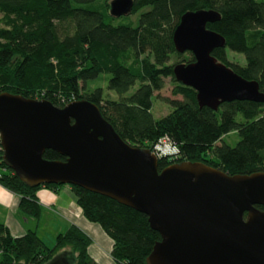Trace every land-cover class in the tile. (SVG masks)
I'll return each mask as SVG.
<instances>
[{
  "label": "trees",
  "instance_id": "obj_1",
  "mask_svg": "<svg viewBox=\"0 0 264 264\" xmlns=\"http://www.w3.org/2000/svg\"><path fill=\"white\" fill-rule=\"evenodd\" d=\"M108 0H0V91L45 99L61 106L86 99L125 142L149 150L162 136L175 147L173 155L157 157L156 168L181 160L201 161L227 174L264 170V101L230 100L215 110L198 107L192 88L176 82L168 57L173 54L171 31L185 10L211 8L219 14L205 27L220 34L222 47L210 54L243 78L254 79L264 93V0H132L123 22L107 13ZM121 17V16H118ZM239 53L243 63L229 60ZM187 52L178 62H189ZM177 63V62H175ZM174 64V63H173ZM107 73L105 87L115 99L103 98L101 87L89 86ZM172 83L163 98L171 109L154 118L149 109L163 79ZM136 83L132 92L124 94ZM234 132L233 145L223 136ZM45 159H63L44 149ZM0 186L18 196L17 208L37 217L40 208L29 187L0 160ZM83 218L99 226L110 240L115 264H145L144 256L156 231L145 215L106 196L68 185ZM264 210L263 205H255ZM89 237L74 225L53 235L46 246L34 230L12 236L0 223V264H43L62 251L71 264H96L87 252ZM68 245L74 256L58 250Z\"/></svg>",
  "mask_w": 264,
  "mask_h": 264
},
{
  "label": "water",
  "instance_id": "obj_2",
  "mask_svg": "<svg viewBox=\"0 0 264 264\" xmlns=\"http://www.w3.org/2000/svg\"><path fill=\"white\" fill-rule=\"evenodd\" d=\"M132 0H108L111 17L130 12ZM219 14L185 10L171 31L177 53L192 60L171 65L173 79L194 91L198 107L261 103L256 80L246 79L210 51L224 40L205 27ZM51 149L63 159H45ZM0 160L25 185H75L145 215L156 231L145 264H264V170L226 172L181 160L159 170L148 148L122 140L86 99L56 106L45 99L0 91ZM12 264H22L14 262ZM43 264H71L59 251Z\"/></svg>",
  "mask_w": 264,
  "mask_h": 264
},
{
  "label": "crops",
  "instance_id": "obj_3",
  "mask_svg": "<svg viewBox=\"0 0 264 264\" xmlns=\"http://www.w3.org/2000/svg\"><path fill=\"white\" fill-rule=\"evenodd\" d=\"M34 194L40 208L37 217L22 213L17 208L18 196L0 186V223L7 228L10 235H21L27 229H32L36 233L40 220L50 224L49 229L53 239V235L57 231H63L67 226L74 225L90 238L87 252L96 264H101L99 259L105 254L109 256L110 240L103 239L97 233L93 223L83 218L68 185L64 184L53 190L41 187L36 189ZM90 232L95 233V237L90 235ZM92 238H98V241L94 239L95 241L92 242ZM91 245H95L96 248ZM109 259L111 258L109 257ZM107 264L109 263L107 262Z\"/></svg>",
  "mask_w": 264,
  "mask_h": 264
},
{
  "label": "rangeland",
  "instance_id": "obj_4",
  "mask_svg": "<svg viewBox=\"0 0 264 264\" xmlns=\"http://www.w3.org/2000/svg\"><path fill=\"white\" fill-rule=\"evenodd\" d=\"M138 11H136L133 14H126L125 15L126 16L125 21H131V22L135 21V18H136V15H137ZM117 21L123 22L124 19L122 18V16L121 17H117V18L114 19L113 22L116 23ZM186 54H187V51L182 52V53H178L179 56H175V55L171 54L168 57L167 63L168 64H173L175 62H178V61H180L181 56L185 57ZM228 55H229V57H228L229 60L238 61L240 64L243 63V59H242L241 54L233 53V56H231V57H230V55H232V54L228 53ZM107 76H108L107 73L99 74L98 75L99 78L97 80L92 81L91 83H89V86L91 87V86H94V85H98V86L101 87V91H102L101 93H102V97L103 98L115 99L117 97V95L113 91L108 90L105 87V82H106V77ZM135 86H136V83H134L127 90V92L124 93V94H128V93L132 92L133 89L135 88ZM171 87H172V83L169 81V78L166 77V78L163 79V85H162L161 89L159 91H157V92H154L155 96L151 98V106H150V109H149L151 115L154 118H157V117H160L161 115L166 114L171 109L170 105L168 103H166L163 100V98H179L180 97L179 95H172L170 93ZM236 140H237V135L234 132H230V133H228V134L223 136V141L226 144H228V145H233ZM61 185H64V184H58L57 187L61 186ZM57 187H55V188H57ZM39 188H41V187H39ZM42 188H46V187H42ZM46 189H50V188H46ZM50 190H53V189H50ZM49 226H50L49 223H44L43 221L41 222L39 220L37 228H36L37 236H39L41 241L46 246H50L53 243V239L51 238ZM93 226L97 229V233L100 236H102L103 239L105 238V240L107 241L106 235L102 232V230L99 228V226L97 224H95V223H93ZM88 231H90V229H88ZM90 235L95 237V233H93V232H90ZM94 239H97V241H98V238H92V242H93ZM91 246L96 248L95 245H91ZM63 249L66 252V254H70L71 256H74V253L70 251V248H69L68 245L63 246L62 248H60L58 250H63ZM107 262L109 264H115L114 262L111 261V259H109V256H107L106 254L101 259H99V263H101V264H107Z\"/></svg>",
  "mask_w": 264,
  "mask_h": 264
},
{
  "label": "built area",
  "instance_id": "obj_5",
  "mask_svg": "<svg viewBox=\"0 0 264 264\" xmlns=\"http://www.w3.org/2000/svg\"><path fill=\"white\" fill-rule=\"evenodd\" d=\"M150 151H152L156 157L162 155H173L175 147H173L167 137L162 136L152 145V149Z\"/></svg>",
  "mask_w": 264,
  "mask_h": 264
}]
</instances>
